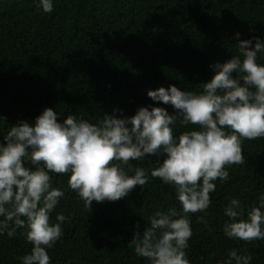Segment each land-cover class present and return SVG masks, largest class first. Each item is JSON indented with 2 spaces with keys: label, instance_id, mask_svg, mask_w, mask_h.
Here are the masks:
<instances>
[{
  "label": "trees",
  "instance_id": "1",
  "mask_svg": "<svg viewBox=\"0 0 264 264\" xmlns=\"http://www.w3.org/2000/svg\"><path fill=\"white\" fill-rule=\"evenodd\" d=\"M236 32L241 40L264 39V0H54L51 13L38 0H0V142L8 127L34 123L46 108L61 114L58 122L71 114L97 123L113 109L132 116L149 105L172 113L147 91L170 84L200 91L213 76L210 65L237 54ZM242 148L245 165L230 166V180H217L210 194L208 227L197 222L201 213L191 216V264H219L232 249H246L252 264H264V240H230L222 231L231 198L252 207L264 195V138L244 140ZM132 163L147 171L155 157ZM67 180L53 175V187L65 196L51 220L57 213L71 219L49 250L52 264H146L128 243L156 210L179 207L174 189L150 177L143 190L85 208ZM22 232L0 236V264H21L30 253Z\"/></svg>",
  "mask_w": 264,
  "mask_h": 264
},
{
  "label": "clouds",
  "instance_id": "2",
  "mask_svg": "<svg viewBox=\"0 0 264 264\" xmlns=\"http://www.w3.org/2000/svg\"><path fill=\"white\" fill-rule=\"evenodd\" d=\"M44 13L54 10V0H38ZM236 55L210 65L212 78L200 91L170 84L148 90L154 102L171 106L140 107L132 116L118 117L113 109L97 123L46 108L34 123L18 121L8 127L0 142V236L21 233L32 247L21 264H52L49 250L64 235L70 217L51 214L65 196L53 187V175H68L67 188L84 202L126 198L149 178H159L174 189L179 207L158 209L148 217L143 231L134 232L128 247L146 264H191L187 249L193 236V214L205 219L212 205L216 181L228 182V168L245 165L244 140L264 138V39H240ZM235 74V75H234ZM177 127L187 129L177 134ZM155 157L149 170L132 162ZM131 173V174H130ZM222 227L230 240L246 243L264 240V195L258 204L245 205L233 197L224 206ZM212 231L211 228H209ZM240 249L229 251L219 264H252Z\"/></svg>",
  "mask_w": 264,
  "mask_h": 264
}]
</instances>
